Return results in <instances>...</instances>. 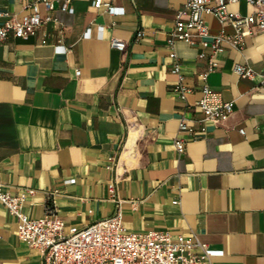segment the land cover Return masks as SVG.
I'll use <instances>...</instances> for the list:
<instances>
[{
	"label": "crops",
	"instance_id": "0c3cea01",
	"mask_svg": "<svg viewBox=\"0 0 264 264\" xmlns=\"http://www.w3.org/2000/svg\"><path fill=\"white\" fill-rule=\"evenodd\" d=\"M29 1L0 0V9L21 18ZM183 2L118 0L121 9L108 12L90 0H70L65 10L54 1L55 20L0 41V188L32 190L22 204L29 218L50 205L66 227L84 226L119 211L132 231L194 234L208 244L211 264H264V29L215 55L207 83L234 107L225 120L204 119L197 36L173 45L192 90L184 98L172 90L166 38ZM227 8L245 15L255 6L238 0ZM204 19L210 33L233 32L211 14ZM111 37L125 49L111 47ZM181 117L190 133L179 131ZM176 137L185 139L181 153ZM0 264H43L1 203Z\"/></svg>",
	"mask_w": 264,
	"mask_h": 264
},
{
	"label": "built area",
	"instance_id": "2783aa9c",
	"mask_svg": "<svg viewBox=\"0 0 264 264\" xmlns=\"http://www.w3.org/2000/svg\"><path fill=\"white\" fill-rule=\"evenodd\" d=\"M59 1L60 8H68L70 0H31L27 7L29 13L21 18L9 17V12L0 9V17L6 19L0 23V41L9 34L15 37L35 34L46 22L55 20L49 12L53 2ZM118 0H90L97 9L115 12L121 7L116 5ZM238 0H184L182 7L175 13L173 27L166 41L170 48L169 56L174 59L171 71L177 75V82L172 90L181 98L192 88L184 83L180 73V64L176 60L173 45L176 40L194 43V36L199 38L201 50L197 56L206 60V68L199 72L201 80V95L196 104L202 110L204 119L214 121L225 120L234 107L233 100H223L218 91L213 90L207 83L209 72L215 70V55L221 52L225 43L234 47H241L243 38L255 29H264V0H245L255 6V9L242 15L227 8L229 3ZM48 11L40 13V5ZM215 16L223 24L228 22L233 32L228 33L221 28L216 33H210L204 14ZM137 31V36L141 35ZM47 42L46 39L42 40ZM111 47L124 50L126 41L111 37ZM56 48L64 49L57 44ZM234 71L242 77H252L253 70L243 65L234 66ZM79 74V70H75ZM264 88V73L260 81ZM180 132L192 131V128L179 118ZM204 130V126L201 127ZM244 133L243 128H239ZM185 139L176 137L174 146L178 153L184 151ZM110 198L118 200L114 182L108 183ZM28 189L18 194L0 188V203L17 219V236L30 246L38 248L43 256V264H211V253L206 242L200 241L194 234L173 235L166 230L132 231L122 223V214L116 213L98 219L84 226L71 225L66 227L62 218L49 212L35 218H29L22 209L23 201Z\"/></svg>",
	"mask_w": 264,
	"mask_h": 264
}]
</instances>
